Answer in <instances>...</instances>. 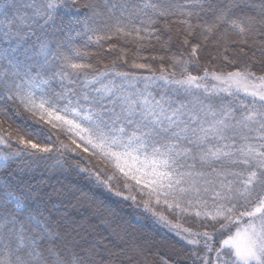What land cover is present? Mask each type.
I'll return each instance as SVG.
<instances>
[{
	"label": "snow or ice",
	"instance_id": "snow-or-ice-1",
	"mask_svg": "<svg viewBox=\"0 0 264 264\" xmlns=\"http://www.w3.org/2000/svg\"><path fill=\"white\" fill-rule=\"evenodd\" d=\"M0 264H264V0H0Z\"/></svg>",
	"mask_w": 264,
	"mask_h": 264
},
{
	"label": "trees",
	"instance_id": "trees-1",
	"mask_svg": "<svg viewBox=\"0 0 264 264\" xmlns=\"http://www.w3.org/2000/svg\"><path fill=\"white\" fill-rule=\"evenodd\" d=\"M41 169H37L34 178L35 181H40L41 180ZM75 178L72 177L69 173H62L59 170H50L46 172L43 176V180L46 184H51L53 186L59 187L61 184L67 185L69 181L74 180ZM96 224L99 225L98 230L103 231V228L105 227L104 225L100 224V222L97 220ZM133 231H138V227L134 226ZM151 234V233H147ZM163 234V232H161Z\"/></svg>",
	"mask_w": 264,
	"mask_h": 264
}]
</instances>
